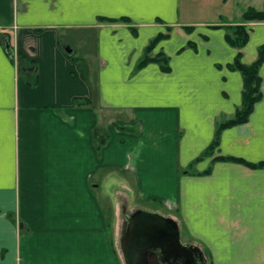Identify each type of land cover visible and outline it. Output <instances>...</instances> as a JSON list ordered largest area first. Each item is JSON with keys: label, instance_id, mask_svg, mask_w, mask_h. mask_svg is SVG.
<instances>
[{"label": "crops", "instance_id": "1", "mask_svg": "<svg viewBox=\"0 0 264 264\" xmlns=\"http://www.w3.org/2000/svg\"><path fill=\"white\" fill-rule=\"evenodd\" d=\"M185 1L0 0V264H118L109 229L134 203L208 264H264V165L214 159L264 161V59L247 120L216 135L242 100L228 64L257 58L264 20L236 48L243 11L195 21ZM160 34L168 70L136 68Z\"/></svg>", "mask_w": 264, "mask_h": 264}, {"label": "trees", "instance_id": "2", "mask_svg": "<svg viewBox=\"0 0 264 264\" xmlns=\"http://www.w3.org/2000/svg\"><path fill=\"white\" fill-rule=\"evenodd\" d=\"M242 23H238L235 25H230L228 31L225 33L226 41L236 47L241 48L248 40V33L246 31L244 22L248 21H260L264 20V1L263 7L261 9H256L253 6H249L245 10H243L241 14ZM121 20L127 21L126 17H123ZM162 35H157L153 39L150 40L149 44L145 47L143 56L139 59L136 64V68H140L146 63L150 61L158 62L164 70H168V58L163 54H159L157 56L151 57L149 56V52L151 47L156 43V41ZM20 55L18 54V59ZM264 59V44L258 47L257 58L249 63L245 64L240 60V52H238L233 60V62L228 64L230 69L240 71L242 75L243 85H242V100L239 107L236 108L234 114L230 117L221 119L216 126V135L222 128L229 127L232 125L243 123L247 120L249 114L252 111L254 103L260 98V82L261 77L258 73L260 64ZM35 82L33 81L32 84ZM76 105L80 104H88L87 101L83 100H76ZM217 141L214 140L209 148H212ZM208 150L206 149L203 154H205ZM216 158H223V159H231L239 162H243L244 164L251 166V167H259L264 165V161L258 163H251L244 161L239 158L235 157H215Z\"/></svg>", "mask_w": 264, "mask_h": 264}, {"label": "flooded vegetation", "instance_id": "3", "mask_svg": "<svg viewBox=\"0 0 264 264\" xmlns=\"http://www.w3.org/2000/svg\"><path fill=\"white\" fill-rule=\"evenodd\" d=\"M137 211L152 212L144 209H137L132 213L123 212L124 226L120 231L119 245L125 264L127 262L122 238L128 230H132L133 233V236L131 235L133 243L131 244L132 252L129 255V264H137L138 260L139 264H208L198 254L197 249L190 247L192 245L190 242L184 241L180 233L178 235L173 233L171 224L153 226L152 223L138 221L134 222L135 226L128 224L127 218Z\"/></svg>", "mask_w": 264, "mask_h": 264}, {"label": "rangeland", "instance_id": "4", "mask_svg": "<svg viewBox=\"0 0 264 264\" xmlns=\"http://www.w3.org/2000/svg\"><path fill=\"white\" fill-rule=\"evenodd\" d=\"M249 6L260 9L262 7V0H186L184 4L181 2V4L179 5V10L180 12H183L182 15L185 18H189L190 20L195 21H238L240 19L241 12ZM143 205L145 204L140 205L138 203H134L128 207L127 212L132 213L137 209L146 208V206ZM148 206L151 207L150 204H148L147 207ZM158 208L161 213H167L166 209H164L162 206H159ZM146 210L149 211L150 209L146 208ZM121 217L122 216H119L118 221L115 222V228H110L109 231L113 239L112 246L115 247L118 264H125L119 245L120 231L124 226V221ZM177 225L179 233L184 241H188L192 245L196 246L201 251L204 259L208 263L209 261L203 249L199 247V245L197 246L189 237H187L182 232L178 223Z\"/></svg>", "mask_w": 264, "mask_h": 264}, {"label": "water", "instance_id": "5", "mask_svg": "<svg viewBox=\"0 0 264 264\" xmlns=\"http://www.w3.org/2000/svg\"><path fill=\"white\" fill-rule=\"evenodd\" d=\"M6 48L7 49L10 48V45L8 43H6ZM127 221H128V224H133L134 226H135L134 222H137V221L143 222V223H146V222L152 223L153 226L169 223L173 227V230H174L173 233H175L176 235L179 234L178 225H177L175 220H173L170 217H166V216L160 215L158 213H154V212H138L137 211L132 216H129L127 218ZM131 235L133 236L132 230H128L123 234V238H122V243H123V247H124V252H125L127 264H129V262H130L129 255L132 252L131 244L133 243V239H132ZM190 247L192 249H197L198 254L201 256V258L204 259L201 251L196 246L191 245ZM136 260H138V259L136 258ZM138 261H137V264H139Z\"/></svg>", "mask_w": 264, "mask_h": 264}]
</instances>
